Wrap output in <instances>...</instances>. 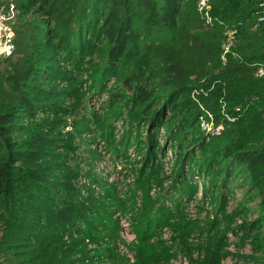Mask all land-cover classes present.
<instances>
[{"label": "trees", "instance_id": "trees-1", "mask_svg": "<svg viewBox=\"0 0 264 264\" xmlns=\"http://www.w3.org/2000/svg\"><path fill=\"white\" fill-rule=\"evenodd\" d=\"M198 1L0 0V8H17L15 52L0 56V264H98L87 240L117 239L112 189L96 197L77 185L82 175L96 182L83 166L96 156L83 157L76 143L91 124L108 129L103 137L114 148L134 144L145 154L135 264L173 256L163 241H151L163 226L175 230L191 264L228 257L264 264L260 0H210L212 22ZM233 27L237 39L223 63L225 31ZM112 77L118 85L108 88ZM107 89L110 113L98 120L85 100ZM197 99L223 124L219 135H205ZM124 112L128 129L116 144L112 122ZM68 124L73 133L65 132ZM169 149L175 171L165 175L161 156ZM165 180L172 181L165 199L175 203L154 212L150 190ZM238 192L243 196L228 211ZM192 200L204 218L186 213ZM101 248L108 264H125L115 246Z\"/></svg>", "mask_w": 264, "mask_h": 264}, {"label": "built area", "instance_id": "built-area-1", "mask_svg": "<svg viewBox=\"0 0 264 264\" xmlns=\"http://www.w3.org/2000/svg\"><path fill=\"white\" fill-rule=\"evenodd\" d=\"M258 7L261 10V14L257 18L256 27L260 24H264V0H260ZM199 11L206 16L208 22H212V16L210 13L211 4L210 0H199L198 1ZM17 19V8L15 3L11 2L8 6L0 8V56L7 58L11 56L16 49L15 39V27L14 23ZM226 39L223 44V52L221 54V61L223 63L227 62L228 54L231 53L232 48L237 39V29L227 28L225 31ZM258 75H264V66L259 68ZM118 85V81L112 77L107 84V87H115ZM86 90V87H85ZM200 91H196L195 96L199 94ZM201 92L205 93L204 90ZM108 89L100 94L91 93L89 94L87 108L90 112L107 117L110 113L109 107V94ZM130 95L131 92H127ZM196 99V97H195ZM256 97L253 98L255 100ZM198 103L201 105L200 101L197 99ZM223 103V102H222ZM225 103L222 105L223 113H225ZM201 108L204 110V114L200 116L202 129L207 135L216 136L219 135L223 130V124H215L214 114L206 110L202 105ZM240 110V109H238ZM228 120H234V118L227 116ZM71 120V119H70ZM113 128V139L117 144L124 137H122L126 130L128 129L127 123V112H124L122 116L112 122ZM108 129H102L97 125L91 124L88 131L83 132L76 138V143L80 145V152L83 153V157L91 156L93 153L96 156L94 160V165L91 166L88 163H83L85 171H91L92 177L96 182H92L90 177L82 175L77 181L78 186H88L91 187L92 193L98 196H106L108 189H112L114 197L116 198L114 203L108 207L109 213L114 224L118 227L117 239H110L109 237H104L100 241V245L94 241L87 240L89 244V249L91 250V255L94 257L98 264H108V257L102 252L101 246H107L111 244L112 247L115 246L116 252L125 259V264H135L137 259V248L139 244V236L135 230V217L138 213L142 211L144 205V191L139 185L141 180V170L144 166L145 154L140 152L134 144L127 145L125 147H120L117 144L115 148L109 143L107 139L103 137V133L107 132ZM65 132L73 133L74 126L68 124L65 126ZM164 131L161 133L160 142L164 143ZM82 158H79L81 161ZM161 161L163 164V174L172 175L175 171V158L172 150L161 156ZM171 180H165L162 186H153L150 190V197L156 201L154 212H156L162 204L173 205L175 202L172 200L166 201V192L170 190ZM82 195L87 196L86 189L81 190ZM173 198L176 199L178 194L175 191H171ZM243 196L242 192H238L234 198H232L227 205V210L231 211L236 206L239 198ZM124 207H120L121 205ZM212 212V208H209ZM186 213L192 219L204 218L207 213L203 212L200 214L197 209V204L195 200H192L186 205ZM213 213L211 217L213 218ZM242 219L238 220L241 223ZM156 240L163 241L169 248L173 256L166 262L161 264H191L190 256L184 252L179 244V239L177 238V233L170 226H163L157 230V235L152 238V242ZM193 239H189L192 242ZM231 251H236L235 248L230 247ZM245 252H250L245 250ZM193 257H197V253H194ZM231 257L226 258L222 261L223 264L226 260ZM233 260V258H232ZM97 264V263H96ZM233 264V263H232Z\"/></svg>", "mask_w": 264, "mask_h": 264}, {"label": "rangeland", "instance_id": "rangeland-1", "mask_svg": "<svg viewBox=\"0 0 264 264\" xmlns=\"http://www.w3.org/2000/svg\"><path fill=\"white\" fill-rule=\"evenodd\" d=\"M89 87H90V84L87 85L86 90H84V91H88ZM87 102H88V99L86 98V100H85L86 107H87ZM97 118H98V120H104V118H106V117H103L101 115H97ZM232 263H233V260H232V258H230L229 260H226L223 264H232Z\"/></svg>", "mask_w": 264, "mask_h": 264}]
</instances>
